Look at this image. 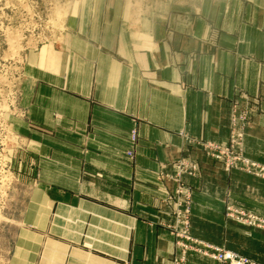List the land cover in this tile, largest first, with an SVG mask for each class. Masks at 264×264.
Returning <instances> with one entry per match:
<instances>
[{
  "label": "crops",
  "instance_id": "crops-1",
  "mask_svg": "<svg viewBox=\"0 0 264 264\" xmlns=\"http://www.w3.org/2000/svg\"><path fill=\"white\" fill-rule=\"evenodd\" d=\"M29 71L37 179L13 264H170L177 184L165 175L179 159L198 167L184 178L193 236L264 260V232L224 217L229 201L264 216V180L225 172L181 135L224 143L233 100L259 99L245 150L264 164V0H156L140 12L99 0Z\"/></svg>",
  "mask_w": 264,
  "mask_h": 264
},
{
  "label": "rangeland",
  "instance_id": "rangeland-1",
  "mask_svg": "<svg viewBox=\"0 0 264 264\" xmlns=\"http://www.w3.org/2000/svg\"><path fill=\"white\" fill-rule=\"evenodd\" d=\"M129 1V0H128ZM156 0H132L138 12ZM189 0H179V2ZM99 0H0V264H13L16 238L23 226L28 210L31 186L37 175L30 144V122L23 104L30 88V66L36 53L47 44H59L63 25L69 16L81 8L95 6ZM261 110L259 99L245 97L233 100L228 120L226 142L193 138L181 135L187 143L204 150L219 162L225 172L242 171L263 179L243 168L232 167L227 161V150L242 160L264 167V164L246 155L247 130L255 115ZM175 172L165 175L177 185L168 200L169 219L164 223L174 237V253L170 264H190L194 258L235 264L221 259L226 253L234 254L251 264H264L263 259L249 257L223 245L200 240L191 232V204L193 193L184 186L186 176H196L198 167L192 160L179 159ZM224 217L228 222L249 232H264V216L240 204L226 202ZM28 228V227H27ZM207 254V255H206Z\"/></svg>",
  "mask_w": 264,
  "mask_h": 264
},
{
  "label": "built area",
  "instance_id": "built-area-1",
  "mask_svg": "<svg viewBox=\"0 0 264 264\" xmlns=\"http://www.w3.org/2000/svg\"><path fill=\"white\" fill-rule=\"evenodd\" d=\"M225 155H226L227 161L229 163V164H227L228 166L231 165L232 167H236V168L240 167V168L246 169L250 173H254L258 176L264 177V167H262L258 164H254V163L249 162V161L242 160L238 155H235L233 152H231L229 150H227V152H225ZM220 258L221 259L222 258L223 259H230L235 264H251L250 261L238 259V257L236 255L230 254V253H226L223 256H220Z\"/></svg>",
  "mask_w": 264,
  "mask_h": 264
}]
</instances>
